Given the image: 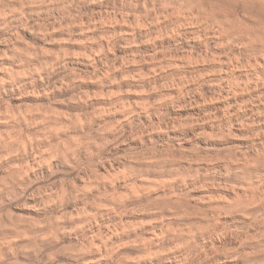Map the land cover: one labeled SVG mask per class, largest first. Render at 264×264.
<instances>
[{"label": "clouds", "instance_id": "clouds-1", "mask_svg": "<svg viewBox=\"0 0 264 264\" xmlns=\"http://www.w3.org/2000/svg\"><path fill=\"white\" fill-rule=\"evenodd\" d=\"M105 2L0 0V8L6 10L0 17V29L8 33L7 38L0 40V45L7 46L6 51L0 52V61L19 59V66L27 67V72L23 73H12L4 68V75L0 76V92L4 91L3 85L10 83L20 89L21 97L36 96L37 93L28 91V88L35 87L34 81L39 76L47 89L41 90L40 95L50 104L73 105L79 101V106L87 109L82 115L61 119L46 106L33 109L32 114L20 108L8 111L6 105L0 106V124L13 128L23 124L33 131L32 137L18 130L0 137V220L3 221L0 227L14 232L13 240L4 242L0 264H16L17 254L31 255L32 264H54L55 258L46 251V247L54 248L57 253L96 252L103 259L104 252L91 243L87 233L95 226L97 216L112 212L122 219L131 210L122 201L101 195V190L115 189L112 180L119 182L122 188L129 187L132 180L138 179L134 171L140 161L156 164L162 174L171 176L172 181L167 184L169 189L175 182V187L189 194L205 193L191 201L202 210L188 212L185 207L187 201L185 204L160 202L151 209L161 216L158 227L161 238L167 235L170 240L183 241L175 247L184 248L187 254L181 253L171 264H264V255L258 257L255 252L247 251L257 247L264 254V0H230L223 6L217 0H184L183 11L179 13L169 11L167 6L145 11L144 20L149 26L159 24L161 17L169 22L167 30L159 35L149 32L145 43L155 44L169 36L189 47L199 43L207 50L209 42L215 41L217 48L227 50L225 70L229 73V83L223 90L227 96L221 95L220 98L256 93L243 103H229L219 115L186 121L174 119L167 111L179 112L206 103L199 85L193 91L178 89L174 97L165 95L170 85H160L152 91L162 96L167 105L156 100L146 107L127 110L119 104V98L112 100L108 96L106 100L112 103V107L107 114L95 106V100L102 99L98 96L94 100L81 92L66 100L52 98L51 93L63 94L66 90H73L85 82L84 78L68 68L64 60L67 54L61 52L60 55L45 56L41 49L32 48L23 41L19 32H28L48 45L63 47L71 42L86 47L95 58L91 59L95 70L88 80L107 89L119 83L112 78L116 71L115 61L106 59L112 51L111 41L106 37L89 35L88 28L80 30L81 39H77L78 33L73 31L81 19L88 21L89 28H95L101 14L81 16L79 9L103 6ZM220 12H225V15L218 16ZM240 17L247 18L251 27L242 26ZM100 23L104 21L100 20ZM58 30L63 31L68 39L57 40L54 34ZM241 39L245 43H238ZM22 47L24 51H21ZM233 48L248 49L243 63L232 54ZM34 63H39L40 67H34ZM126 63L122 62L121 67ZM236 67L244 70L241 73L244 79L234 75ZM23 76L29 79H20ZM196 94L200 95L199 101L194 98ZM116 114L121 119L109 123L108 119H115ZM141 118L147 123H140ZM49 125L58 128H50ZM40 129H47V132ZM177 135L190 136V150L184 151L178 140L175 147L168 144ZM198 144L206 147L219 144L222 150L206 151ZM13 158L21 162H14ZM114 164L127 169V172H118ZM100 169L107 172L112 180L102 176ZM220 180H234L242 187L233 188L230 184L219 183ZM225 191L227 194H222ZM5 196L8 204L3 203ZM66 199L69 202L83 201L92 213L66 211ZM10 207L30 209L43 219L34 221L15 216L7 210ZM165 209L173 217L195 219L188 221L183 229H170L165 223ZM62 221L74 227H60ZM78 230L84 235L85 248H65L55 237L57 231L70 236ZM109 231L116 235L115 231ZM151 235V240L145 242L141 239L139 243L146 248L157 246L160 238L155 232ZM110 240L111 236L101 240L103 248L108 250V257L115 251L108 248ZM15 241L20 243L15 244ZM225 243L234 246L226 248ZM127 259L120 256L114 264H126ZM73 264H82V257L77 255Z\"/></svg>", "mask_w": 264, "mask_h": 264}, {"label": "rangeland", "instance_id": "rangeland-1", "mask_svg": "<svg viewBox=\"0 0 264 264\" xmlns=\"http://www.w3.org/2000/svg\"><path fill=\"white\" fill-rule=\"evenodd\" d=\"M219 4L226 5L230 0H217ZM254 2V0H252ZM184 0H106L103 6H86L79 9V14L93 15L101 14L98 17V23L95 28H89L88 21L81 19L77 25L74 26L73 31L78 33L77 39H81L80 30L88 28L89 35L106 37L111 41L112 51L106 57L109 61H115L116 71L112 74V78L119 81L117 85H113L107 89L101 88L97 83L88 80L95 70L91 59V52L79 43H66L63 47L60 45H48L44 41L35 39L28 32H19L23 41H26L29 46L35 49H41L45 56L52 54L60 55L61 52L67 54L64 60L68 68L76 71L84 78V83L78 85L73 90H66L63 94L51 93L53 99L66 100L69 96H75L81 92L87 93L90 98L95 100V97H101L100 100H95V106L103 110L106 114L112 107V103L107 101L106 98L111 96L112 100L119 98V104L126 110L129 108H139L140 106H148L156 100H160L163 104L167 105V101L162 96L153 92V88H158L160 85L169 86L165 90V95L174 97L178 89H186L193 91L199 85L200 93L203 94L206 103L201 104L199 107H194L188 110H181L173 112L170 109L167 111L169 116L179 120H196L205 115H219L220 111L229 103L237 101L243 103L245 100L252 98L256 93H238L234 97L228 99H221V95L227 96V92L223 91L227 88L229 83V73L225 70V53L226 49L216 47L215 41H210L205 50L204 46L199 43H193L189 47L186 43L180 42L175 37L164 36L161 40H157L155 44L145 43L147 34L151 32L154 35H159L161 31L167 30L168 20L160 18L159 24L147 25L144 20V13L148 8H161L167 6L169 11L182 12V4ZM5 9L0 8V17L3 16ZM227 11V9H225ZM76 15V13H74ZM167 15V13H164ZM218 16H224L225 12H220ZM60 19V17H57ZM100 20L104 23H100ZM43 22V21H42ZM242 26L246 25L251 27V22L244 17L239 18ZM57 40H67L68 37L63 31L58 30L55 34ZM8 33L0 29V40L7 38ZM238 43H245L244 39ZM6 45H0V52L6 51ZM25 49L22 47L21 51ZM248 49L233 48L232 54L243 63L246 58ZM72 53L84 55H71ZM182 53H187L183 55ZM11 55V53H10ZM165 58L167 62H165ZM127 61L124 67L121 63ZM188 61L190 63H184ZM236 64V61H233ZM264 63V62H262ZM34 67L39 68V63H34ZM100 66L99 61L96 62V67ZM7 68L12 73L27 72V67L19 66V59L13 61L4 59L0 61V76L4 75L2 70ZM59 70V69H58ZM244 70L236 67L234 75L240 79L245 77L241 75ZM259 71V70H258ZM43 74V72L41 73ZM20 79H29L27 76L20 77ZM95 77H93V81ZM35 87H29L28 91L36 92V96L21 97L20 89L14 88L12 84L3 85L4 91L0 92V106L6 105L8 111L20 108L21 111L27 110L32 114V110L42 106L49 107L52 112L56 113L61 119L71 115H82L85 108H82L80 102L77 101L73 105H59L50 104L48 99L40 95L41 90H47L44 81L36 77L34 81ZM197 101L200 100V95L196 94L194 97ZM151 111V109H149ZM63 114V116H60ZM121 119L119 114H116L115 119H108L109 123H115V120ZM140 123L146 124L147 120L141 118ZM50 128H58L56 125H49ZM27 133L28 137L33 136V131L27 129L23 124L16 128L0 124V137L5 133L13 134L15 131ZM47 132V129H40ZM190 136H175L168 144L175 147V141H179L183 145V150L188 151V141ZM28 141H25L27 146ZM199 148L206 151L222 150L219 144H209L207 147L203 144L197 145ZM139 151V149H137ZM14 162L20 163L21 161L15 160ZM118 172H127V169L122 168L118 164L113 165ZM100 174L108 177V173L100 169ZM116 173H113L115 176ZM134 175L138 179L132 180L129 187L122 188L119 182L112 180L116 185L115 189L109 187L107 192L101 190V195L112 196L123 202L124 206L131 211L123 216H117L115 213L107 212L104 216H97L95 226L87 233L91 237V243L95 244L104 252V258L96 252L82 251L78 254L71 252L57 253L54 248L46 247V251L54 256V264H73L77 255L82 257V264H114L120 256L127 257L126 264H171L176 257L181 253L187 254L184 248H176L175 245L183 243L181 240H170L167 235L161 238L158 231L161 216L159 213L152 211L154 207L160 202L179 201L185 204L188 212H194L199 209L191 203L195 197H202L205 195L203 191L197 193H187L175 187L169 189L167 184L172 181V177L162 174V171L156 164H149L145 161H140L135 168ZM107 183V180L105 181ZM221 184H230L233 188H240L242 185L236 181L220 180ZM163 185L164 187H158ZM246 187V185L244 186ZM222 194H227V191ZM3 203L8 204V198H3ZM13 215L19 217L30 218L34 221H40L42 216L36 214L30 209H17L10 207L7 209ZM65 210L75 212L82 210L83 212L92 213V209L86 207L83 201L69 202L65 200ZM166 214L165 223L170 229L180 230L187 226V222L195 219V217H173L164 210ZM53 214V213H50ZM0 223H3L0 220ZM60 227L71 228L74 225L67 222H60ZM115 231L116 235H112L111 231ZM124 229V231H121ZM155 232L156 237L160 238V243L157 246L145 247L139 243V240L145 242L152 239L151 233ZM46 234V233H45ZM29 235H32L31 233ZM106 236H111L108 248H114L111 257L107 255V249L103 248L101 240ZM14 232L12 229H5L0 227V252L3 251L4 242L6 240H13ZM55 237L60 241V244L65 248H85L87 243L84 242V235L77 232L72 235H67L63 232L57 231ZM20 241H15V244ZM47 243V242H46ZM15 244L13 246H15ZM234 245L225 243L224 247L231 248ZM247 251L255 252L257 256L264 254L260 253L259 248H248ZM154 253L155 255H149ZM16 264H32V256H25L17 254Z\"/></svg>", "mask_w": 264, "mask_h": 264}]
</instances>
